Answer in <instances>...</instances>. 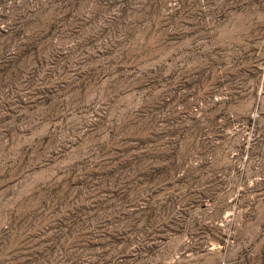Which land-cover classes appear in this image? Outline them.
Returning a JSON list of instances; mask_svg holds the SVG:
<instances>
[{
    "label": "rangeland",
    "instance_id": "1",
    "mask_svg": "<svg viewBox=\"0 0 264 264\" xmlns=\"http://www.w3.org/2000/svg\"><path fill=\"white\" fill-rule=\"evenodd\" d=\"M0 264H264V0H0Z\"/></svg>",
    "mask_w": 264,
    "mask_h": 264
}]
</instances>
